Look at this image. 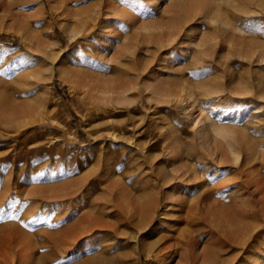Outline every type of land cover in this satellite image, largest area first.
Wrapping results in <instances>:
<instances>
[{
  "label": "rangeland",
  "instance_id": "rangeland-1",
  "mask_svg": "<svg viewBox=\"0 0 264 264\" xmlns=\"http://www.w3.org/2000/svg\"><path fill=\"white\" fill-rule=\"evenodd\" d=\"M61 1L71 4L66 12L81 26L76 39L58 23ZM99 1L0 0V115L2 103L11 97L14 105L7 107L40 105L23 115L22 122L0 116V246L1 256L8 259L4 264H13V256L24 251V264H264V222L245 246L229 236L236 226L225 219L219 223L222 237L219 229L201 223L197 227L203 240L190 254L184 247L176 251V239L189 226L169 233L162 223L148 234L162 216V199L150 225L133 226L109 209V196L99 195L96 186L107 162L117 163L114 175L124 184L143 170L155 175V168L172 172L180 162L186 168L196 161L174 159L172 140L186 149L194 130L192 118L181 104L167 99L164 87L208 98L202 99V107L220 122V131L197 136L198 147L207 153L217 148L227 152L230 133L236 135L248 166H258L257 157L264 159V0L193 1L187 12L180 7L183 0H160L155 9L149 0H114L118 14L106 18L109 6L103 3L93 27L85 16ZM210 15L213 18L203 21ZM105 21L113 24L112 31L101 27ZM50 24L61 52L56 63L61 72L42 93L40 83L31 84L36 54L28 47L37 44L39 28ZM105 45H110L112 59L107 65L94 59ZM95 88L110 92L100 98L93 94ZM209 166L212 172L201 175L202 182L224 181L226 190L233 177L236 200L251 198L253 188L243 180L242 165L227 160L218 178L211 176L215 165ZM8 180L20 195L6 191ZM82 187L83 197L75 196L76 204L70 205L69 195ZM229 195H221L226 207H232L227 205ZM96 202L103 207L100 218L113 219L112 226H94ZM80 209L85 214L73 218ZM134 235L141 246L144 236L149 239L150 249H139Z\"/></svg>",
  "mask_w": 264,
  "mask_h": 264
},
{
  "label": "bare ground",
  "instance_id": "bare-ground-1",
  "mask_svg": "<svg viewBox=\"0 0 264 264\" xmlns=\"http://www.w3.org/2000/svg\"><path fill=\"white\" fill-rule=\"evenodd\" d=\"M149 1V6L152 9H155L157 8L160 0ZM193 1L199 3L200 0H183L180 7L187 12L191 10L190 5ZM212 1L214 2L215 0ZM103 3L109 6L107 8V12L105 13L106 18L118 14L117 10L119 3L116 4L114 0H100L99 4L97 5L91 4L89 8L91 10L85 17L92 21L93 27L96 26V20L103 13ZM59 4L60 6L57 9L58 16L60 17L58 23L66 25L69 28L67 30V34L72 39H76L81 34V26L78 23H75V21H73V18H71L66 12L71 4L65 3L64 1H61ZM144 5L147 6L146 3H144ZM209 18H213V16L210 15L209 17H204L203 21H207ZM106 22L107 21H105V23L101 27L103 29L106 28L112 31L114 29V27L112 26L113 24L111 25L109 22ZM229 24L230 23L228 22H222L221 25L227 26ZM44 27L48 28L50 30V33L45 34L46 32L44 30ZM44 27L39 28L40 32L38 36H36L37 44L32 47H28L29 53L34 52L36 54L32 55L33 57H35V59L33 58V61H35L34 65L32 64L33 66L31 70V84H33L34 81L40 83L39 89L42 93L44 92L45 88L50 89L53 77L57 73L61 72L60 67H56L57 61L61 59V52L58 51L55 47L56 39L53 37L54 25L50 24ZM237 30L244 33L241 28ZM47 35L48 40L45 43L43 40ZM107 42L108 41H106V43ZM108 46L110 45H105L104 48H102V50H98L99 52L94 56V59H99V61L103 62L104 65L111 64L112 62V59L108 53L110 49V47ZM192 58L194 59V57ZM203 89H208V87H203L201 90ZM162 91L168 97L167 99L169 101L175 100L176 103L181 104L186 110L187 114L192 118L190 127L194 130V133L190 136V147L184 149L181 145H178L176 141L172 140L173 142L170 145L173 148L172 151L174 152V154H176L174 156V159L184 161V163L189 162L190 158H195L196 161L192 162V164H190L186 168H184L183 163L180 162L178 168H174L172 172L161 171V168H159L157 171L155 168V175L153 171H150V173L152 174H149L147 170H143V173L135 177L133 181L129 180L130 183L124 181V184L118 182L115 178L114 174L117 170V163L113 165V163L107 162L105 164V167L97 174L96 177V186H99L102 192L98 194H105L109 196V209L115 212L118 211V214L122 217H125L128 223L132 224L133 226L150 225L157 215L158 207H160L161 201L159 199H162V216L160 217L158 222L154 224L153 228H151L148 234L157 231L162 223L167 224V231L169 233L177 230L178 226H189L184 231H182L179 241L175 238L176 243L178 244L176 251H181V249L184 247L187 253L193 254L196 245L200 244V242L203 240L201 236L202 229L201 227L197 226H200L201 223L204 222H207V226L212 227L213 231L219 229L217 233L220 234L221 237L222 235H225L224 232L220 230L221 225H219V223L221 224L223 222V219H225L227 223H230L231 226H236L235 228L229 229V236L234 240H237V243H243V246H245L249 239H252L255 234H258L260 229L263 227L264 159L258 158L256 155H254V159L256 157L257 160L261 159L260 163L255 169H253L252 166H248V164L246 163V158H244V154H241V147L238 139H236V135H231L230 133L226 134L228 139L226 138V136H224L226 138L228 147L227 152H225V150L223 152L222 148H217L218 150L215 149L213 152L207 153L204 148L198 147L197 136H206L211 132H219L221 125L219 124L220 122H218L217 119L211 116L209 112L210 110L206 111L205 108H203L204 106L202 105V101L204 100L203 98H206V96L200 98L199 96H193L190 92L175 94L172 90L166 87H164V90ZM162 91L160 92L163 93ZM109 92V88H95L93 94L97 97L105 98L107 97V94ZM170 96H173L174 98H170ZM214 97V102L216 99V102H213L214 105L216 106L217 103L219 105V102H217L218 95ZM116 99H119V97ZM112 100L113 99H111L110 97V101ZM7 101L8 105H14L13 102L15 101V99L11 97ZM2 104L3 105L1 106L2 111L0 116L4 115L8 121L19 119L18 122H20L23 115L35 112L38 108H40V105L38 103L35 107H28L26 105L7 107V104ZM258 111L261 112L260 109ZM134 149L139 155L142 154L139 148ZM227 160L236 165H242L241 169L244 178L243 180L253 188V194L251 198L244 200L243 203L238 202L236 200V197L234 196L237 188L236 186H234L236 182L233 177L229 179L232 182V185H230V187L226 190L222 189L223 185H225L226 183L224 181H216L214 183L206 185V183L200 180L201 175L205 178L209 174H211L212 169L209 166L210 164L215 165L214 172L211 176H215L216 178H218L220 173L222 172L223 163ZM197 161L201 162V167L197 165ZM8 175H12V172L9 171ZM153 175L155 176L154 179H152ZM212 181H215V179H213ZM13 187L14 186L12 181L10 182V180H8L6 191L8 193H13L14 196L20 195L19 191L14 190ZM223 191L229 192L230 195L227 205H231L232 207H226V204L222 202L221 195ZM83 193L84 187H82L77 194H70L68 198L71 199L70 205H75L76 203L74 197L78 196L81 198L84 195ZM194 193L196 195L192 196ZM120 194H122L123 196V201L120 200ZM99 203L100 202L95 203V205L98 204V208L96 211H94V218L96 222L94 226H112V222L114 221L113 219L100 218L103 207ZM4 205L5 202L2 204V206ZM241 206L244 207V209H242ZM117 207L119 208V210L117 209ZM83 213L85 214L84 210L80 209L79 213L76 212V214L73 215V218L79 219V216ZM244 220H246L245 223ZM237 225L244 227L240 228ZM174 236H176V234H174ZM133 238L135 239L139 249L141 248L145 251L147 249H150L151 241L149 242V239L145 240V236L144 239H142V246L138 235H134ZM218 241H220V238L215 242ZM205 243L206 242H204V244ZM27 257L28 252L24 251L20 254H15L13 256L12 262L13 264H24V262L27 260ZM7 260V258H3L1 256L0 246V264L7 263Z\"/></svg>",
  "mask_w": 264,
  "mask_h": 264
}]
</instances>
